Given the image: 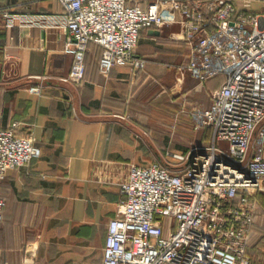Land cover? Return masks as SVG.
<instances>
[{"label":"built area","instance_id":"obj_1","mask_svg":"<svg viewBox=\"0 0 264 264\" xmlns=\"http://www.w3.org/2000/svg\"><path fill=\"white\" fill-rule=\"evenodd\" d=\"M57 1L61 15L1 6L0 14L8 26L61 28L62 51L71 56L61 81L84 79L90 42L101 47V77L118 66L135 77L145 64L134 54L141 29L171 23L181 25L190 48L179 69L200 81L224 76L210 104L190 111L195 129L210 128L208 142L172 153L166 164L130 165L97 264H250L253 196L264 192V9L249 0ZM42 89L27 87L36 95ZM21 128L18 121L0 128V182L41 153L32 131ZM4 206L0 196V226ZM31 263L25 255L22 264Z\"/></svg>","mask_w":264,"mask_h":264},{"label":"crops","instance_id":"obj_2","mask_svg":"<svg viewBox=\"0 0 264 264\" xmlns=\"http://www.w3.org/2000/svg\"><path fill=\"white\" fill-rule=\"evenodd\" d=\"M0 6L17 14L63 11L57 0H0ZM182 36L177 23L142 28L134 54L145 64L135 77L128 66L101 77V47L90 42L84 79L76 85L59 79L71 61L62 51L60 27L8 26L0 14V128L18 121L41 149L0 182V264H22L25 255L31 264L100 263L107 222L130 165L161 162L163 152L171 159L211 139L210 128H194L190 110L207 107L224 76L200 81L179 69L190 51ZM38 83L39 95L27 91ZM178 116L197 138L188 149L164 150L158 126H173ZM253 202L249 246L261 226L255 196Z\"/></svg>","mask_w":264,"mask_h":264},{"label":"rangeland","instance_id":"obj_3","mask_svg":"<svg viewBox=\"0 0 264 264\" xmlns=\"http://www.w3.org/2000/svg\"><path fill=\"white\" fill-rule=\"evenodd\" d=\"M235 1H236V4H238L239 6H242L243 3L245 2V0H235ZM249 3H250V8L255 10V11H259L261 9H264V0H249ZM164 102H166L165 104L167 106L169 104V102H172V101L168 99L167 101L164 100ZM162 112H163V114L164 113L168 114L169 111L165 107H163ZM180 119L181 118H179V116H178L177 121H175L173 126H170V127H168V125H165V124H163L162 126L161 125L158 126V128L160 129L159 132H161V134H162L161 136H162L164 150H165V146H168V145H169V149L174 148V147H179L181 149H186V148L188 149L192 146V144L195 140L194 138L196 137V136H194L195 131H193V129L191 128V126L189 124H185V123L181 122ZM190 121L192 122L191 119H190ZM187 129L189 132L186 131ZM167 158L168 157L166 155V152H163L160 156L159 161H161V162L170 161L171 162V160L169 158L167 160ZM259 193L264 195V192H259ZM257 208H258L259 213L261 211H264V208H262L260 206H257ZM260 216H261V219H260L261 220V222H260L261 226H259V227L264 230V213L263 214L260 213ZM261 239H262V242L258 246L255 253H254V251L252 252V254L249 253L250 257H251L252 264H264V236L261 237Z\"/></svg>","mask_w":264,"mask_h":264},{"label":"trees","instance_id":"obj_4","mask_svg":"<svg viewBox=\"0 0 264 264\" xmlns=\"http://www.w3.org/2000/svg\"><path fill=\"white\" fill-rule=\"evenodd\" d=\"M206 128L209 129L208 127H206ZM25 131H27V130H25ZM255 198L257 199V204H258V206L264 208V195H263V194H260V193H257V194L255 195ZM259 211H260V210H259ZM260 213L263 214L264 211H261ZM253 225H254V224H253ZM252 227H253V226H252ZM253 229H254V227H253ZM253 229H252V230H253ZM255 230H256V233H257L258 235H256V239L254 240V242H253L252 244H250V246H249V243H248V247H247V250H246V252H247L248 255H249V261H250V264H252L250 254H252L253 251H254V253H255V251L257 250L258 246H259L260 243L262 242L261 237L264 236V230H263L262 228L257 227V229H255ZM253 247H254V248H253ZM249 253H250V254H249Z\"/></svg>","mask_w":264,"mask_h":264},{"label":"water","instance_id":"obj_5","mask_svg":"<svg viewBox=\"0 0 264 264\" xmlns=\"http://www.w3.org/2000/svg\"><path fill=\"white\" fill-rule=\"evenodd\" d=\"M193 154V153H192Z\"/></svg>","mask_w":264,"mask_h":264}]
</instances>
